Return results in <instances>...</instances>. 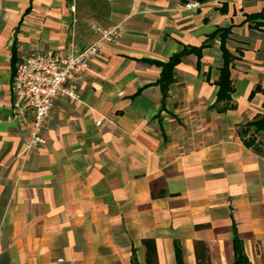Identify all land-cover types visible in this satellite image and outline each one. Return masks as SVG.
Returning <instances> with one entry per match:
<instances>
[{"label":"crops","instance_id":"1","mask_svg":"<svg viewBox=\"0 0 264 264\" xmlns=\"http://www.w3.org/2000/svg\"><path fill=\"white\" fill-rule=\"evenodd\" d=\"M93 24L120 37L29 151L21 56L84 49ZM191 48L163 88L157 62ZM263 114L264 0H0V264H234L236 238L264 264V153L239 134Z\"/></svg>","mask_w":264,"mask_h":264},{"label":"built area","instance_id":"2","mask_svg":"<svg viewBox=\"0 0 264 264\" xmlns=\"http://www.w3.org/2000/svg\"><path fill=\"white\" fill-rule=\"evenodd\" d=\"M198 3H190L195 8ZM99 34L95 43L80 49L74 35L64 49L46 48L21 56L12 80V115L20 124H31L26 140L33 151L47 143L46 131L55 99H81L80 82L89 62L102 55V45L116 41L121 34L118 26H91ZM114 123L111 122L110 126Z\"/></svg>","mask_w":264,"mask_h":264},{"label":"trees","instance_id":"3","mask_svg":"<svg viewBox=\"0 0 264 264\" xmlns=\"http://www.w3.org/2000/svg\"><path fill=\"white\" fill-rule=\"evenodd\" d=\"M224 48V56H225V65L221 70V76L218 81L219 91L217 101H230L231 94L233 92L232 80L230 78V68L229 63L231 60V55L229 52ZM191 52H198L199 49L191 48V49H184L181 53L174 55L168 62L160 63L157 62L159 66L162 67V76L160 79V84L163 88L173 81L174 75V68L176 65L181 61V58L188 53ZM232 107V105H230ZM229 105L224 107L223 110L230 107ZM239 134L242 137L244 143L248 147H253L259 152L264 153V140L261 138L258 139L259 135L264 134V114L259 116L254 121L248 122L243 125L240 130ZM234 248H235V262L234 264H250L247 256L244 253L242 243L240 239L236 238L234 241Z\"/></svg>","mask_w":264,"mask_h":264},{"label":"rangeland","instance_id":"4","mask_svg":"<svg viewBox=\"0 0 264 264\" xmlns=\"http://www.w3.org/2000/svg\"><path fill=\"white\" fill-rule=\"evenodd\" d=\"M261 139H262V140H264V137H263V136H261Z\"/></svg>","mask_w":264,"mask_h":264}]
</instances>
